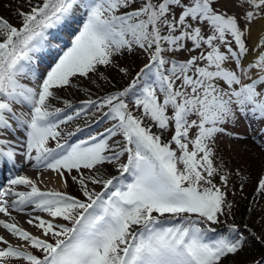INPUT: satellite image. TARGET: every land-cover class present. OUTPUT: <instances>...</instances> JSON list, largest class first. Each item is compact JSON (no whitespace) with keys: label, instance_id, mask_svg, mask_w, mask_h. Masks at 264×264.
Masks as SVG:
<instances>
[{"label":"snow or ice","instance_id":"1","mask_svg":"<svg viewBox=\"0 0 264 264\" xmlns=\"http://www.w3.org/2000/svg\"><path fill=\"white\" fill-rule=\"evenodd\" d=\"M0 4L17 20L0 15V228L15 241L0 235V264H239L264 249V223L234 222L230 181L243 194L250 174L218 162L222 136L264 152V0ZM134 55L132 74L120 61ZM109 71L131 79L117 88ZM261 200L264 170L249 209L264 221Z\"/></svg>","mask_w":264,"mask_h":264},{"label":"rangeland","instance_id":"2","mask_svg":"<svg viewBox=\"0 0 264 264\" xmlns=\"http://www.w3.org/2000/svg\"><path fill=\"white\" fill-rule=\"evenodd\" d=\"M13 7H15V5H13ZM0 15L6 16L14 24L17 23V20L15 19L14 15L10 14V12L8 10L4 9L2 4H0ZM69 39L70 38L67 36V34H65L63 36V40H65L67 42L66 45L69 44ZM63 45H65L64 41H63ZM144 62H145L144 58H142L141 56H138V55H134V56H130V57H125L123 60L120 61V64L123 66L125 65V66L129 67L130 63H132L134 65L135 69H133L131 67H129V68H130V72L132 74H134L135 71H137L139 69V67H141L143 65ZM51 65H52L51 57H45L40 64L41 71L48 70L51 67ZM106 75L110 79L114 78L118 82V84H116L117 88H121L123 86H126L127 83L129 82V80L131 79V75L129 77H123L122 75H119L114 71H109L106 73ZM60 95L64 98L70 100L74 104H78L79 101H81V99L86 98L80 91H77L74 88H70L67 91H62V92H60ZM57 106L63 107V103L61 102V103L57 104ZM75 123L84 124L85 121L83 119H81V120L75 121ZM75 123H74V125H75ZM255 126L259 127V125H255ZM64 127H65L66 131H71V130H73V128L75 126H73V124H70V125H67ZM232 130L236 131V132L244 133L246 131V124L243 121H241L240 125H238L236 128H234ZM86 135H87V132L82 133L79 136L73 137L72 142H75L77 139L85 138ZM218 144L220 146H224L230 155H234V154L238 155V161L240 164L237 163V164H234L233 166H231V162H228V160L226 158H223V161H222L223 163H226L230 169H243L245 174H250L251 183H249L247 185V187L244 189L243 194H241L238 190L239 189V183H240L238 178H233L230 181L229 186L232 189V191H234L236 193L235 200H234L235 204H238L239 203L238 201L243 199V198H241V196L243 195V197L248 199L247 203L250 204V208H252L251 197L253 195V187L255 185V181H256L257 177L261 174L262 170H264V152H262L259 147L252 144L251 142H249L247 148H245L243 142L232 140L226 136L220 137ZM218 162H221V161L219 160ZM107 171L111 174L115 173L114 169H112L111 167H109L107 169ZM217 182H218V178H217ZM67 191L71 192L74 195H80V193L77 190L75 185H73L71 188L67 189ZM229 199L233 200L231 193L229 195ZM260 204L264 205V200H261ZM250 208L247 209V212L249 213L248 215L250 216L247 222H244L242 224H239V222L235 221V220H234V222L238 225H241V226L247 224L248 227L253 232H255L256 234L259 235L262 231L261 224L264 223V221L260 220L259 208H257V210L255 212H250L249 211ZM230 222H232V221H230ZM218 231H224V227L220 226L218 228ZM250 243H251V241H250ZM262 252H264V249H262L259 244L253 243L252 247L246 248L245 251L240 256L235 257L234 259L236 261H238L239 264H244V262L252 259L253 257L259 256Z\"/></svg>","mask_w":264,"mask_h":264},{"label":"trees","instance_id":"3","mask_svg":"<svg viewBox=\"0 0 264 264\" xmlns=\"http://www.w3.org/2000/svg\"><path fill=\"white\" fill-rule=\"evenodd\" d=\"M129 67L135 69V67L132 63H130ZM111 80L114 81L115 85L118 84V82L114 78H111ZM106 90L107 89H105V91ZM99 94H102V93H99ZM93 98H95V96ZM220 157L226 158L228 160V162H231V166H233L234 164H237V163L240 164L238 161V155H236V154L230 155L224 146L218 147V161H219ZM238 202L239 203L236 204L235 221H238L239 224H242L244 222H247L249 217H250L248 215L249 213L247 212V209L250 208V204L247 203L248 199H246V198H243V199L239 200ZM230 221H231V218H230Z\"/></svg>","mask_w":264,"mask_h":264},{"label":"bare ground","instance_id":"4","mask_svg":"<svg viewBox=\"0 0 264 264\" xmlns=\"http://www.w3.org/2000/svg\"><path fill=\"white\" fill-rule=\"evenodd\" d=\"M0 172H3V174L0 175V184H4V183H6V181H7L8 177H9L10 173H9V171H7V170H0ZM22 174H26V175H29V176H31V177H33V178H37V176L39 175V171L36 170V169H31V168H27V167H26V168L23 169V173H22ZM45 175H46V177L50 178L49 180H46V183H48V186H49V187H54V188H58V189L60 188L59 183H58L57 181H55L54 179H51V178H53V177L55 176L54 173L46 172ZM13 215H15V213H14ZM0 219H7V218H5V217H3V216H0ZM17 219H18L21 223H23V221L26 219V217H24V216H19V217H17ZM23 226H24L25 228H28V225H27V224H23ZM29 230H30V231H35L34 229H31V228H29ZM0 235H5V236H7V238H8L10 241H12L13 243H15L14 239H13L11 236H9V235L5 232V230H3L2 228H0Z\"/></svg>","mask_w":264,"mask_h":264}]
</instances>
